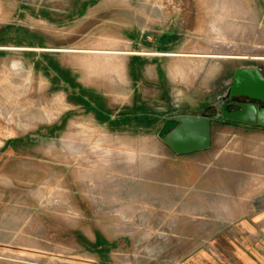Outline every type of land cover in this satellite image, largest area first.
I'll return each mask as SVG.
<instances>
[{
	"label": "rangeland",
	"instance_id": "1",
	"mask_svg": "<svg viewBox=\"0 0 264 264\" xmlns=\"http://www.w3.org/2000/svg\"><path fill=\"white\" fill-rule=\"evenodd\" d=\"M196 1L0 0V264H187L198 246L194 252L204 249L211 260L233 254L224 241L238 239L234 230L248 217L218 212L212 199L223 192L213 185L208 207L198 186L188 184L185 166L196 162L213 183L224 176L220 161L235 129L221 123L218 96L234 69L264 70V59L251 56L264 55V43L234 38L235 31L248 38L250 25L235 14L237 1L210 0L212 42L204 53L226 56L193 57L202 68L194 80L221 68L225 85L210 80L214 89L196 88L184 99L174 80L177 58L149 53L159 51L157 36L185 26ZM121 4L144 10V18L134 14L138 36H122L123 29L100 20ZM253 30L260 41L261 24ZM127 61L135 66L126 72ZM144 61L156 63L157 73H147L151 84L170 83L172 107L186 102L177 114L209 119L207 147L178 154L167 146L162 137L175 119L160 134L149 115L121 119L116 108L151 98V84L133 89ZM163 108L146 105L154 114ZM239 175L227 193L232 200L257 186L250 174L242 185Z\"/></svg>",
	"mask_w": 264,
	"mask_h": 264
},
{
	"label": "crops",
	"instance_id": "2",
	"mask_svg": "<svg viewBox=\"0 0 264 264\" xmlns=\"http://www.w3.org/2000/svg\"><path fill=\"white\" fill-rule=\"evenodd\" d=\"M235 1L238 3L234 4V8L237 9L235 10V14H237L239 18H248L250 25L248 38L243 37L242 31L237 33L235 31L234 38L239 36L240 41L245 38L249 39L251 44H258L259 42L263 44L264 0ZM244 1L245 5H243ZM190 8L191 9L184 15L185 26H177L172 28V31L168 34L161 35L159 37L157 36L155 40V46L159 51L155 54L149 53V55L154 56H171L177 58L180 69L174 76V80L178 82V87L181 89L180 95H183L185 97L184 99H186V95H189V93L191 96H193V90L196 88H206L208 90L214 89V86L212 87L211 85H206V83H208L210 80L213 81L214 84H218L220 81H222L224 83L223 85H225V72L224 69L222 70L221 68H214L212 73L210 71L207 72L206 77H201L200 79L198 78L197 80H194V74L201 72L202 68L194 67L193 57L226 55L204 53V46L212 42L211 37L208 36L209 29L207 26L208 21L211 18V13H213V9H215V7L211 4V1H196V4H193ZM109 9L113 10L112 13H110L109 16L106 15L104 18L101 17V21H105L109 24L112 23V25H110L111 28L123 29L124 32L121 35L127 38H131V34H137L136 36L139 35V33L134 31V29L139 28L140 19H136L134 14L140 15L137 16L138 18H144L143 9L139 10L138 8H135L129 4L110 5ZM118 13H121L122 15H117ZM259 23L263 29V32L260 36V41L255 40L256 38H254L255 33L253 30L254 24ZM182 31H191L199 36L196 39H189L181 35ZM111 39H113L112 41L117 40L116 38ZM219 43L222 42L219 41ZM111 52H122L127 53L128 55H130V53H134L130 51ZM251 56L264 59V57H260L264 56L262 54H253ZM127 64H124V70L128 68V71H130V67L135 66L132 64L130 66L128 61ZM139 65L140 68H138L137 71L138 73L141 72L143 76L142 79L137 81L138 85L134 86L133 89H137V91L141 93V87H145L147 84L149 85L152 83L149 82L151 76L147 74L148 71H153L152 73H157V71L155 62L152 63L144 61ZM250 67L258 69L264 78V70L261 67ZM150 68L152 70H150ZM171 70L172 69H169L167 72L171 73ZM125 71L127 72V70ZM131 71L135 72V69ZM222 75V79H224L220 80ZM149 86H151V98H144V100L141 99V102H139L140 99L138 102H128L127 104L116 108V110L122 113V120L130 118L135 119V117L136 120H138L137 118L139 117L145 119L146 115L154 117V121L160 122L159 128L156 131L157 134H160L164 127H167V125L171 124V122L174 121L177 116H181L180 114H177L176 111H181L182 113L186 108V102L180 103L178 107H172L169 101L171 94L170 83L158 84V82L155 81ZM113 92V95H118V93H121V91ZM149 104L153 105L154 111L164 107L163 112H160L159 114L147 112L146 105ZM172 113L174 114L172 115ZM110 119L111 118L109 117L107 120ZM221 123L224 125H231L235 129V131H233V138L228 141L231 144L227 151L229 156L222 158L220 161L221 166H223L222 169H220L222 170L220 173H222L224 176L219 177L218 181L213 183L210 176H205L204 174L201 175L199 169L197 168L196 162L187 163L191 165L190 167L188 165L185 166L186 169L190 168L187 172V178L190 180L188 184H191L192 186H198L197 191L202 193L203 202L204 200H207L208 207L212 194L211 185L216 186V190H218V192H223V194L218 195L217 199H212L216 201V205L214 206L217 207L218 212H243L241 217H248V219H244L236 226L234 230V238L237 237L238 239H235L233 242L224 241L226 248H234L235 251L232 255H226L219 257L218 259L215 258L211 260V257L208 255V253L204 252V249L201 253L194 252L197 250L199 247L198 246L196 249H193L190 252L192 254L189 256V258H186V262L187 264H264V185L263 183L260 184V182L264 179V126L227 122L226 120H223ZM188 155L186 156L190 157ZM239 171L242 174L241 177L239 175V180L241 181L242 185L248 186V181L244 175L246 174L249 176L250 174L251 177L254 178L249 177V179L251 178V181L255 180L257 186L256 188L251 187L248 192L245 188H242L241 192L243 194L244 192H247V195H242L241 197L232 200L233 198L230 195H227V193H231V186L237 183V179L235 176L233 177V173H239ZM213 190L215 189L213 188ZM228 236L229 235L225 234L223 239H229Z\"/></svg>",
	"mask_w": 264,
	"mask_h": 264
},
{
	"label": "water",
	"instance_id": "3",
	"mask_svg": "<svg viewBox=\"0 0 264 264\" xmlns=\"http://www.w3.org/2000/svg\"><path fill=\"white\" fill-rule=\"evenodd\" d=\"M239 96L248 100L231 101V98ZM225 98L229 100L222 105ZM217 105L226 121L264 126V78L259 70L252 67L236 68L227 94L219 98ZM175 122L174 127L162 137V141L174 152L187 153L208 146V118L187 115L175 118Z\"/></svg>",
	"mask_w": 264,
	"mask_h": 264
},
{
	"label": "flooded vegetation",
	"instance_id": "4",
	"mask_svg": "<svg viewBox=\"0 0 264 264\" xmlns=\"http://www.w3.org/2000/svg\"><path fill=\"white\" fill-rule=\"evenodd\" d=\"M230 84H231V80H230ZM229 87H230V85H229L228 88L224 91V94L218 97V101H217V103L219 102V98H220V97H222V96H224V95L227 94ZM228 100H229L228 98L223 99V101H222L223 104H222V105H225V104L227 103ZM247 100H248V99H247L246 97H243V96H239V97H233V98H231V101H238V102H243V101H247ZM217 103H216V106H217V108H218Z\"/></svg>",
	"mask_w": 264,
	"mask_h": 264
},
{
	"label": "trees",
	"instance_id": "5",
	"mask_svg": "<svg viewBox=\"0 0 264 264\" xmlns=\"http://www.w3.org/2000/svg\"><path fill=\"white\" fill-rule=\"evenodd\" d=\"M227 122H231V121H227ZM235 123V122H234Z\"/></svg>",
	"mask_w": 264,
	"mask_h": 264
}]
</instances>
